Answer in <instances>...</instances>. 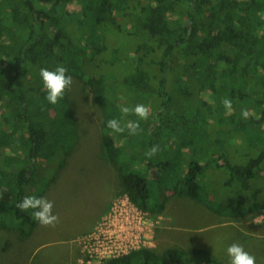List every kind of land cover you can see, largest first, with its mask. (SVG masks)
<instances>
[{"label":"trees","instance_id":"obj_1","mask_svg":"<svg viewBox=\"0 0 264 264\" xmlns=\"http://www.w3.org/2000/svg\"><path fill=\"white\" fill-rule=\"evenodd\" d=\"M57 65L80 82L77 100L99 109L101 152L138 210L160 215L171 197L186 196L229 219L264 215V147L253 154L237 145L240 159L228 149L231 141L246 144L247 126L264 131V0H0V151H7L0 158V230L16 232L20 243L37 220L16 205L27 195L44 197L80 143L71 89L56 104L46 99L39 72ZM179 85L208 93L201 108L176 113ZM138 103L150 108L147 120L121 113L122 105ZM112 118L122 126L139 121L141 130L113 132L106 127ZM181 134L191 137L193 156L180 169L166 153L181 154ZM233 134L241 138L224 139ZM157 145L165 159L158 171L144 157ZM151 178L164 186L158 203ZM12 246L6 241L0 253ZM103 264L222 262L207 250L172 245L133 248Z\"/></svg>","mask_w":264,"mask_h":264},{"label":"rangeland","instance_id":"obj_2","mask_svg":"<svg viewBox=\"0 0 264 264\" xmlns=\"http://www.w3.org/2000/svg\"><path fill=\"white\" fill-rule=\"evenodd\" d=\"M73 81L70 96L75 99L74 111L81 122L80 143L76 151L67 156L65 166L57 172L55 182L44 196L54 202L53 213L58 215L59 223L51 227L42 226L37 221L30 235L21 243L16 232L0 230V248L6 241L13 245L0 253V264H103L106 258L132 248L149 246L164 249L172 245L201 248L217 257L222 264H230L227 248L233 242L243 245L254 255L256 264H264L262 216L229 219V216L186 196L171 197L160 215L151 216L138 210L121 190L119 171L101 152L99 109L88 99L82 103L77 100L82 94L81 84L77 79ZM179 83L185 85L183 78ZM207 96L203 89L186 90L179 85L173 93L172 105L177 114H183L201 108ZM259 127L256 123L243 131L242 137H247L246 144L231 141L228 149L237 159L243 155L240 149L237 153L233 151L237 145L250 146L253 154L255 149L264 147V131L252 134ZM248 128L251 130L249 133ZM225 137L228 141L241 138L234 134ZM180 140L184 144L181 154L174 150L166 154L172 156L169 160L180 165L181 169L187 161L190 162L193 153L191 137L181 134ZM6 152L0 151V158ZM162 154L158 148L155 155L149 157L145 154L144 157L147 160L152 158L155 161L152 166L158 171L160 162L165 160ZM43 174L49 176L51 171ZM261 178L259 176L255 182ZM150 187L152 201L158 203L164 198V186L151 178ZM25 227L30 229L29 224Z\"/></svg>","mask_w":264,"mask_h":264},{"label":"clouds","instance_id":"obj_3","mask_svg":"<svg viewBox=\"0 0 264 264\" xmlns=\"http://www.w3.org/2000/svg\"><path fill=\"white\" fill-rule=\"evenodd\" d=\"M39 75L47 91L46 99L51 104L58 103L64 97L65 91L71 89L74 82L72 75L68 73V69L63 65H57L52 70L41 68ZM223 104L230 114L232 101L225 98ZM120 111L124 115L134 113L140 120H147L149 118L150 108L142 103H138L133 108L122 105ZM241 115L244 119H247L251 113L247 109H242ZM106 127L117 133H122L127 129L130 135H135L141 130L139 121H129L122 126L120 120L116 118L109 119L106 122ZM157 151L158 145L151 147L146 155L151 157ZM0 198H2V194H0ZM16 207L20 211L32 209V217L42 226L55 227L59 223L58 215L53 213L54 202L46 197L27 195L23 197ZM227 254L230 257V264H256V257L247 252L243 245L238 242H233L228 246Z\"/></svg>","mask_w":264,"mask_h":264},{"label":"built area","instance_id":"obj_4","mask_svg":"<svg viewBox=\"0 0 264 264\" xmlns=\"http://www.w3.org/2000/svg\"><path fill=\"white\" fill-rule=\"evenodd\" d=\"M133 249V248H132ZM128 252V251H127ZM122 253H125V252H122ZM121 254V253H120ZM113 256H116V255H113ZM110 257H112V256H110Z\"/></svg>","mask_w":264,"mask_h":264},{"label":"crops","instance_id":"obj_5","mask_svg":"<svg viewBox=\"0 0 264 264\" xmlns=\"http://www.w3.org/2000/svg\"><path fill=\"white\" fill-rule=\"evenodd\" d=\"M259 216H262V217H264V215H259Z\"/></svg>","mask_w":264,"mask_h":264}]
</instances>
